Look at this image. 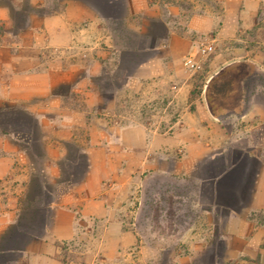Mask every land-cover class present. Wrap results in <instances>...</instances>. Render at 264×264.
Listing matches in <instances>:
<instances>
[{
  "label": "crops",
  "instance_id": "1",
  "mask_svg": "<svg viewBox=\"0 0 264 264\" xmlns=\"http://www.w3.org/2000/svg\"><path fill=\"white\" fill-rule=\"evenodd\" d=\"M0 264H264V0H2Z\"/></svg>",
  "mask_w": 264,
  "mask_h": 264
},
{
  "label": "built area",
  "instance_id": "2",
  "mask_svg": "<svg viewBox=\"0 0 264 264\" xmlns=\"http://www.w3.org/2000/svg\"><path fill=\"white\" fill-rule=\"evenodd\" d=\"M216 52L214 39L208 37L203 39L199 45L198 55H188L184 59V70L188 75H193L200 71L204 62Z\"/></svg>",
  "mask_w": 264,
  "mask_h": 264
},
{
  "label": "rangeland",
  "instance_id": "3",
  "mask_svg": "<svg viewBox=\"0 0 264 264\" xmlns=\"http://www.w3.org/2000/svg\"><path fill=\"white\" fill-rule=\"evenodd\" d=\"M1 1H2V0H0V3H1ZM200 43H201V42H200ZM198 72H199V71H198ZM198 72H197V73H198ZM195 74H196V73H195ZM192 193H193V191H192ZM188 194H189V196H190L189 189H188ZM189 213H190V212H188V215H186V218H189ZM186 222H187L188 224H193L194 222H196V219L193 218V219H190V221L188 220V221H186ZM192 231H193V230H192Z\"/></svg>",
  "mask_w": 264,
  "mask_h": 264
}]
</instances>
